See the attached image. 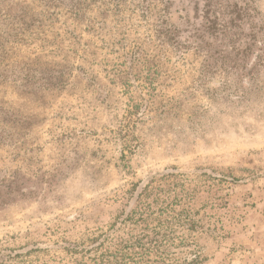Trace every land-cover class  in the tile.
Instances as JSON below:
<instances>
[{
	"label": "rangeland",
	"instance_id": "1",
	"mask_svg": "<svg viewBox=\"0 0 264 264\" xmlns=\"http://www.w3.org/2000/svg\"><path fill=\"white\" fill-rule=\"evenodd\" d=\"M175 171L204 264H264V0H0V264H72Z\"/></svg>",
	"mask_w": 264,
	"mask_h": 264
},
{
	"label": "trees",
	"instance_id": "2",
	"mask_svg": "<svg viewBox=\"0 0 264 264\" xmlns=\"http://www.w3.org/2000/svg\"><path fill=\"white\" fill-rule=\"evenodd\" d=\"M207 182L176 171L153 178L119 227L113 225L115 231L88 237L70 250L72 264H204L193 234L220 232L200 203Z\"/></svg>",
	"mask_w": 264,
	"mask_h": 264
}]
</instances>
